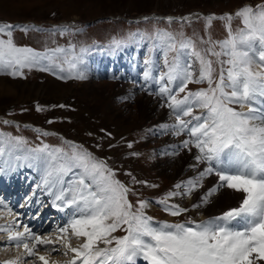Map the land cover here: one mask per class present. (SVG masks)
Returning a JSON list of instances; mask_svg holds the SVG:
<instances>
[{
  "label": "snow or ice",
  "instance_id": "6c2138e0",
  "mask_svg": "<svg viewBox=\"0 0 264 264\" xmlns=\"http://www.w3.org/2000/svg\"><path fill=\"white\" fill-rule=\"evenodd\" d=\"M235 18L241 20L243 27L233 30L234 17L229 14L204 18L208 28L213 21H223L227 36L221 41H213L211 37L202 41L209 45L203 51L197 50L190 39L179 41L177 47L176 37L171 33L157 31L155 38L164 50L167 68L159 77L161 82L166 79L167 83H162L158 94L167 97V107L175 116L176 122L171 125L173 134L187 133L189 139L183 140L181 147L197 149V164L192 167L206 165L183 185L182 192H169L158 203L169 215L180 216L188 209L169 204V198L190 196L203 186L207 177L214 175L218 178L216 184L193 208L208 204L221 189L241 194L237 207L201 222L188 220L154 225L153 218L145 212L148 201L140 200L134 207L128 199L132 190L115 178V172L106 162L74 144H70L71 151L42 145L28 149L24 159L31 162L30 167L35 165L42 170V186L53 197V206L60 211L69 209L70 218L55 230V240L36 235L27 226L24 232L15 231L12 225L0 226V231L9 234V241L15 242L17 248L22 247L26 256L37 257L41 264H49V259L38 254L37 246H51L50 252H57L56 244L64 249L65 256L69 252L74 254L67 264H137L140 259L147 264H257L264 261V3L255 8L250 5L240 8ZM168 21L171 23L172 18ZM14 27L19 26L0 23V35L7 37L0 39V75L23 77L25 69L34 68L57 74L58 69L59 79H87L80 70L84 61L82 56L75 55V46L70 58L65 55L63 63H57V54L66 53L64 48L51 49L49 55L30 47H19L14 43ZM21 31L27 32L28 26ZM66 32L65 28L60 34ZM120 43L113 41L116 46ZM184 50L198 61V76L192 64L181 59ZM85 51L81 49V53ZM170 53H176L171 60ZM210 57H215V63L220 65L218 79H214L216 69ZM145 63L151 66L152 60ZM64 64L68 66L67 75H63ZM144 75L146 79L151 78L150 70ZM205 82L207 88L188 89L191 83ZM181 93L185 95L181 97ZM244 108L247 111L238 110ZM194 109L203 111L196 114ZM37 111L43 109L37 106ZM24 143L26 141L20 137H5L0 133V157L11 158ZM8 164V160L3 161V165ZM3 171L4 167L0 166V173ZM133 181L144 183L135 178ZM175 187L181 189L182 185ZM8 211L11 213V209ZM120 230L125 234L114 235ZM72 238H82V242L73 247ZM7 264H17V261Z\"/></svg>",
  "mask_w": 264,
  "mask_h": 264
},
{
  "label": "rangeland",
  "instance_id": "374dc122",
  "mask_svg": "<svg viewBox=\"0 0 264 264\" xmlns=\"http://www.w3.org/2000/svg\"><path fill=\"white\" fill-rule=\"evenodd\" d=\"M20 1L0 0V23L19 26L12 29L14 43L49 55L51 49L64 48L66 53L57 54V63H63L65 55L70 58L73 54L72 46H75V55L82 56L84 61L79 66L80 70L84 71L87 79H59L58 69L57 74L34 68L31 71L25 69L23 77L0 75V133L5 137H20L26 141L20 148L32 149L48 145L50 148L71 151L70 144L81 146L96 159L106 162L115 172V178L132 190L128 199L134 207L138 206L137 202L140 200L148 201L149 206L145 212L153 218L154 225L160 222L196 221L195 212L191 211L193 203L187 196L169 198V204H179L188 209L175 217L166 213L156 200L159 201L169 192L184 190L186 182L182 172L177 171L178 164H175V170H171L168 164L169 160L178 161L171 153L178 152L179 155L187 151L191 155L197 149L181 147L182 141L180 145L177 143L179 138L172 133L170 126L176 121L167 107V97H162L154 90L150 92L151 90L146 91L142 87L137 89L141 83L128 82L123 69L130 70L134 64L133 68L145 78L144 73L148 70L154 76L152 70L157 63L156 73L161 75L167 68L164 64V50L155 38L157 31L175 36L177 47L179 41L190 39L197 50L203 51L209 45L202 41H208L209 37L213 41H221L227 36L223 21H213L208 28L205 17L232 15V28L236 30L243 27V24L239 18H235V13L246 5L255 8L257 4L264 3V0ZM144 14L156 15L158 18L137 19ZM169 17L172 18L171 23L168 21ZM24 26H28L27 32L21 31ZM65 28L67 32L61 35L60 32ZM0 39L7 37L0 35ZM114 40L121 41L119 46L113 44ZM81 49L86 51L81 53ZM216 50L219 51V48ZM187 52L188 50H184L181 59L185 62L189 59L192 70L198 76L199 63L194 57L187 55ZM174 55L176 53H170L169 59ZM210 58L216 69L214 79H218L220 65L215 63V57ZM149 59L152 60L151 66L145 63ZM43 63L47 64L48 61ZM63 67V75H67V64ZM207 86L206 82L191 83L188 89L197 91ZM127 88L128 93H124ZM183 95L185 93L180 94L181 97ZM155 105L161 116L168 111L171 120L168 119L161 125L160 116L153 112ZM37 106L43 111H37ZM194 110L197 114L202 111ZM4 121L8 123L5 124ZM164 125L169 127H162ZM42 132L49 135H42ZM167 138L169 139L165 141ZM19 169L22 170H17ZM27 170V175L22 174L21 177H26L33 187L30 190L24 185L21 197L0 199V226L12 225L19 232H24L27 226L36 235L55 240V230L63 227L68 219H50L49 217L57 216V210L52 211L54 214L49 210L40 215V187H36L40 185V174L33 172L34 169L29 165ZM133 178L144 183H136ZM177 184L182 185L181 189L175 187ZM11 202L13 206L10 207ZM20 206H24L23 212L19 211ZM46 214L49 219H46ZM124 234L122 230L114 233L116 236ZM8 235L7 232L0 231V259L10 258V261H19L17 264H41L37 257L26 256L22 247L17 248L15 242H10ZM71 242L77 247L80 240L72 238ZM50 247L38 245L37 252L48 256L49 264H67L70 252L65 256L64 249L59 244L55 245L57 252H50ZM16 256L20 259L17 260Z\"/></svg>",
  "mask_w": 264,
  "mask_h": 264
},
{
  "label": "bare ground",
  "instance_id": "6f19581e",
  "mask_svg": "<svg viewBox=\"0 0 264 264\" xmlns=\"http://www.w3.org/2000/svg\"><path fill=\"white\" fill-rule=\"evenodd\" d=\"M20 2H22V0ZM187 62L189 63V59ZM157 67H158V65H157V63H155L154 68L152 70L153 74H154L153 79L150 78L147 81L146 80L142 81V79L138 76H137V78H136V76H133V75L131 76V78H133L132 81H138L139 83H141L137 86V89L142 87L146 91L151 90L150 92H152L154 90V91L159 92V89L162 86V83H166V80L163 82H161L159 80L160 75H158L156 73ZM126 77H127V75H126ZM142 82H143V84H142ZM169 87L174 88L175 85H169ZM124 93H128V88H127V91L124 90ZM156 101H158V99H156ZM238 110L247 111V108L238 109ZM157 111H158V107L155 105L153 107V112H154V114H157V116H160V124L161 125L164 124V121L166 123L168 119L171 120L170 119L171 118L170 113L172 114L171 109H170V113L167 111V112H165V114L163 116H161V113L157 112ZM151 114H152V108H151ZM187 118L190 119L189 117H187ZM188 137L189 136L187 133H184L180 136H177V138H179L177 143L180 145V142L183 140H186ZM168 139L169 138H167L165 141H167ZM171 141L172 140L170 138V142ZM170 148H172V144L170 145ZM173 148H176V147L173 146ZM179 151H181V150H179ZM27 153H28V148H24V147L20 148V146H19V148L14 152V154L11 158H9L7 155L4 157H0V166L4 167V171L2 173H0V199L4 198V197L5 198L12 197V196L21 197L23 194V191L25 189V186H28L27 188L30 190L32 189L33 185L27 182L26 177H23V176L21 177L22 174L28 173L27 168H28L29 163H31L30 161H26L24 159V157L27 155ZM196 154H197V150L196 151L193 150L191 155H189L187 153V151H183L178 156H176V155L173 156L174 159L178 160L177 162H173L171 160H169V162H168L171 170H175L176 169L175 164L176 163L178 164L177 171L182 172L183 180L185 182H187L189 179L194 178L198 174L199 171H201L204 167H206V165H204V164H200L196 168L192 167L193 165L197 164V161L195 160ZM17 156H19L21 159L17 160L16 159ZM169 157H171V155H169ZM5 160L9 161L8 165H3V161H5ZM31 167L34 169L33 172L40 174V185H41L40 190H39L40 191V215L45 213V211H49V210L51 211L50 212L51 214H54V213H52V211L57 210L56 211L57 216L54 215L56 217H54V216L49 217L50 219H55V220L58 219V221H62L63 218L69 219L70 218V216H69L70 210L68 211V209L66 208L64 211H60L57 207H54L52 204L53 197L50 196L47 193V191L43 188L42 181H41L42 170H40L35 165H33ZM18 168H21L22 170H20V169L17 170ZM31 174H33V173H31ZM28 176H30V174ZM217 180H218V178L215 177L214 175L207 177L203 181V186L196 189L195 191H193V193L190 196H187L188 199L190 201H192L193 204H200L201 198L204 196V194L207 192V190L209 188L213 187L216 184ZM36 183H38V181H36ZM36 187H35V189H38ZM3 191H4V193H3ZM240 195H241L240 193H236L233 190L221 189L219 192H217L214 196H212L210 198V202L208 204L202 205L199 208H193V205H192L191 211L195 212L196 221L211 219V218L217 217L218 214H221V213L228 211L230 208L237 207L239 204L238 198L240 197ZM156 202H158V201L156 200ZM12 203L13 202H11V205H9L10 207L13 206ZM57 203H59V202H57ZM19 211L23 212L24 206H20ZM47 216L48 215L46 214L45 215L46 219H49V218H47ZM207 217H209V218H207ZM81 242H82V238L80 239V242H78L77 244H80ZM73 247H76V246H73ZM73 255L74 254L73 253L71 254V252H70L69 256H67V257L71 259ZM3 259H5V260H3ZM0 260H1L0 262L4 261L3 264H7V262L10 261V258L2 257ZM14 261H16V260H14ZM140 263H145V261L140 259L137 261V264H140ZM146 264H147V262H146ZM257 264H264V261H258Z\"/></svg>",
  "mask_w": 264,
  "mask_h": 264
}]
</instances>
